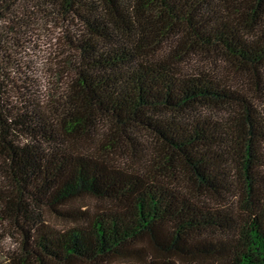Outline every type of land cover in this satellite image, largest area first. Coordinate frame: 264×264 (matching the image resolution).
I'll return each mask as SVG.
<instances>
[{"label": "trees", "instance_id": "obj_1", "mask_svg": "<svg viewBox=\"0 0 264 264\" xmlns=\"http://www.w3.org/2000/svg\"><path fill=\"white\" fill-rule=\"evenodd\" d=\"M263 95L264 0H0V264H264Z\"/></svg>", "mask_w": 264, "mask_h": 264}, {"label": "rangeland", "instance_id": "obj_2", "mask_svg": "<svg viewBox=\"0 0 264 264\" xmlns=\"http://www.w3.org/2000/svg\"><path fill=\"white\" fill-rule=\"evenodd\" d=\"M55 32V29H54ZM63 43V37L61 34H58L56 37L54 35L50 37L41 38L38 42V47L40 49V58H38V70L39 77L43 84V90L47 95V91L54 92L58 90L59 87H68L73 83L72 79L73 75L71 74L70 78L64 80V84L59 81L56 76H53V60L56 58V50H59ZM182 75H197L200 72L209 73L215 75L216 77H220L223 80L229 82L230 87L241 90L243 92H247L250 96H254L253 92L248 89L251 88L250 81L248 76L243 72H238L231 63L221 59L220 57L211 53H196L191 55V57L184 59L180 66ZM256 106L261 110L264 114V95L257 99H255ZM225 110H204V114L210 115L212 118L220 119L225 117ZM140 140L144 144L155 145L153 139L143 136L142 134L139 136ZM117 162L120 165L125 166V164H131V161L125 159L123 157H117ZM207 201V200H206ZM211 203H217L213 200H210ZM44 218L50 222L54 227L59 229H65L71 225L73 222L71 220H67L64 218H60L54 215L49 210L44 211ZM7 243L11 246L15 245V242L12 238L7 239Z\"/></svg>", "mask_w": 264, "mask_h": 264}]
</instances>
